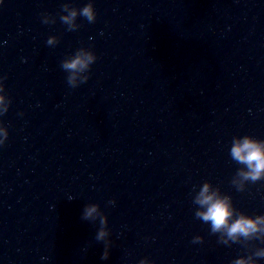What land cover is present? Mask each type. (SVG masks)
<instances>
[{"label": "water", "instance_id": "1", "mask_svg": "<svg viewBox=\"0 0 264 264\" xmlns=\"http://www.w3.org/2000/svg\"><path fill=\"white\" fill-rule=\"evenodd\" d=\"M88 2L0 3V79L11 100L0 116V264L246 257L240 244L218 243L193 200L210 182L239 211L264 215V181L237 191L243 166L230 157L234 137L264 140V0H91L96 21L78 17L68 31L62 5ZM80 48L97 60L72 88L61 63ZM88 204L108 219L107 260L99 220L81 219Z\"/></svg>", "mask_w": 264, "mask_h": 264}, {"label": "clouds", "instance_id": "2", "mask_svg": "<svg viewBox=\"0 0 264 264\" xmlns=\"http://www.w3.org/2000/svg\"><path fill=\"white\" fill-rule=\"evenodd\" d=\"M2 3V0H0ZM59 16L61 22L67 26L68 31H76L80 25L76 23L78 17L85 18L89 23L96 21V11L91 0L82 8L77 9L70 3H64ZM55 18L45 15L43 23L54 24ZM59 41L56 37H49L47 44L55 46ZM97 60L93 51L80 48L73 56L62 61L61 68L68 73L67 83L76 88L86 83L91 65ZM3 79H6L4 77ZM3 80L0 79V116L6 114L11 105V100L5 94ZM8 139V130L0 124V145ZM230 157L236 163L242 165L231 180V184L237 191L246 190V185L264 181V140H258L252 136L234 137L230 148ZM114 203V202H112ZM193 203L199 207L195 211V217L206 224H210V233L218 234V243L231 247L232 244H240L248 250L246 257L235 259L231 264H257L258 259H264V247H254L251 242L259 241L264 244V215L249 216L239 211L233 204L229 195L223 194L219 187H214L210 182H204L195 195ZM82 220L100 222V228L95 236L97 241L104 243L102 260L109 258L111 241L108 230V219L100 210L98 204H88L84 207ZM193 243H203V237L196 236ZM139 264H150L147 259Z\"/></svg>", "mask_w": 264, "mask_h": 264}]
</instances>
